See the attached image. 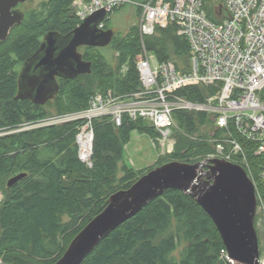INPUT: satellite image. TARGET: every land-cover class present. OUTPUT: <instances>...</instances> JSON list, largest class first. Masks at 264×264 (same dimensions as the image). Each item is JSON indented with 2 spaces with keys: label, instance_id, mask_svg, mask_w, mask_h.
Listing matches in <instances>:
<instances>
[{
  "label": "trees",
  "instance_id": "16d2710c",
  "mask_svg": "<svg viewBox=\"0 0 264 264\" xmlns=\"http://www.w3.org/2000/svg\"><path fill=\"white\" fill-rule=\"evenodd\" d=\"M74 1L40 3L0 42V132L15 131L24 123L44 119L52 110L59 114L82 111L97 92L130 95L141 90L134 63L140 48L135 25L125 36H113L110 47L114 64L100 48H85L81 56L91 64V72L73 80H58L54 100L37 106L16 99L20 73L35 59L46 34L63 39L79 25L72 9ZM223 1L202 0L210 21L217 22L215 10ZM108 20L106 17L103 21L104 30H109ZM156 33L146 40L147 49L159 61H170L182 70V61L188 59L186 40L176 35L172 25L157 28ZM215 90L214 86L185 87L176 95L193 104H205ZM261 98L264 102V92ZM172 117V151L159 157L154 167L140 171L122 164V155L132 132L153 139L160 136L144 120L124 117L117 126L110 117L96 118L90 167L78 157L77 126L82 120L0 137V261L56 264L72 240L105 209L110 196L129 189L164 164L206 160L215 140L237 141L247 161L241 167L247 174L249 168L258 187H264L260 177L264 155H254L253 143L232 129L230 136L226 130L216 129L212 114L205 111L179 110ZM223 144L229 151L230 147ZM239 155L234 156V163ZM18 175L24 177L6 187V181ZM223 250L215 225L195 200L181 191L167 190L103 238L81 264H221Z\"/></svg>",
  "mask_w": 264,
  "mask_h": 264
},
{
  "label": "built area",
  "instance_id": "2783aa9c",
  "mask_svg": "<svg viewBox=\"0 0 264 264\" xmlns=\"http://www.w3.org/2000/svg\"><path fill=\"white\" fill-rule=\"evenodd\" d=\"M128 5L139 9L140 49L135 65L141 90L130 95H114L110 91L95 94L88 109L83 111L88 123L104 116H111L117 126L124 117L141 119L166 142L175 110L205 111L212 114L216 129L226 130L229 136L230 129L234 130L255 145L254 155H264V102L261 98L264 92V0H224L216 11L217 22L206 17L202 0H148L145 3L76 0L73 8L81 23L95 13L103 11L108 15ZM169 25L174 26L176 35L188 44L190 66H182V70L170 61H159L147 49L146 40L156 34V29ZM98 28L102 29L103 24ZM200 85L216 87L205 104H193L176 95L182 88ZM87 136L91 141V132ZM224 142L230 147L227 152ZM168 148L171 152L172 146ZM90 154L91 146L88 156ZM238 154L240 157L234 163V156ZM87 158L81 156L80 160L87 163ZM212 159L240 166H246L247 162L241 146L231 138L214 141V150L207 160ZM248 170L246 174L255 189L256 211L261 215L260 224L264 222V187H258L253 172ZM260 177L264 180V172ZM220 259L221 264H240L231 260L226 250L221 252ZM258 264H264V257H258Z\"/></svg>",
  "mask_w": 264,
  "mask_h": 264
},
{
  "label": "water",
  "instance_id": "95a60500",
  "mask_svg": "<svg viewBox=\"0 0 264 264\" xmlns=\"http://www.w3.org/2000/svg\"><path fill=\"white\" fill-rule=\"evenodd\" d=\"M25 1L0 0V42L23 21L24 15L15 9ZM105 18V12L95 13L63 39L54 33L46 34L35 59L20 73L16 99L45 105L58 92L56 77L73 80L89 74L91 64L82 60L77 49L110 45L114 32L98 29ZM23 177L18 175L9 179L7 187ZM167 190L181 191L195 200L215 225L231 260L258 264L254 185L241 166L221 159L196 164L171 162L149 171L129 189L110 196L105 209L72 240L56 264H81L103 238ZM0 264L3 263L0 261Z\"/></svg>",
  "mask_w": 264,
  "mask_h": 264
},
{
  "label": "rangeland",
  "instance_id": "374dc122",
  "mask_svg": "<svg viewBox=\"0 0 264 264\" xmlns=\"http://www.w3.org/2000/svg\"><path fill=\"white\" fill-rule=\"evenodd\" d=\"M44 1H46V0H26L24 3L19 4V6L17 7V10L19 12H21L25 17L28 13L35 10L39 6V4L44 2ZM83 1L86 2L85 0H83ZM220 8L221 7H219L218 9L215 10V17L217 15L216 11L219 10ZM72 9L74 12L73 4H72ZM137 11H139V9L137 7L128 5L122 9L117 10L114 13L111 12L109 15L105 14L106 17H109V20L107 22L109 30H112L114 32V35H116V36H119V37L125 36L133 26L138 24ZM102 24H103V22H102ZM98 29H100V28H98ZM100 30H104V29L102 28ZM104 31H106V30H104ZM156 35H157V33L154 36H156ZM149 38H151V37H149ZM100 50L110 64L115 63V58H114L115 55L113 54V51H112L110 45H108L107 47H104V48H100ZM137 58H138V54L136 55L135 60H134L135 64L137 62ZM182 62H183L182 63L183 67H189L190 66L188 59H184ZM200 86H202V85H200ZM191 87H194V86H191ZM96 94H99V93L97 92ZM86 109H88V107ZM86 109L82 110V112L79 111V112H73V113L70 112V113H61V114L52 110L50 115L44 119L37 120V121L32 122V123H24L15 131L0 132V137H3L5 135H9L12 133H18V132H22V131L34 130V129L50 127V126H59V125H63V124L82 120L83 123L81 125L77 126L78 133L76 136V144L78 146V157L81 155L80 145H79V136L83 134L82 133L83 129H86L85 134H84L85 139H89L87 134L91 132L92 139L90 141V143H91L90 146H91V154H92V141H93L92 124L96 118L92 119L90 121V123H88V120L83 117V115H84L83 111H85ZM68 115H73V116L68 117ZM73 117H77V118L73 119ZM104 117H110L111 118V116H104ZM174 125H175V123H173V127L171 128V131L174 129ZM170 133L171 134L168 137L167 141L163 142L162 139H159L160 137L153 139L148 135L139 134L137 132H132L130 135L129 142L123 148L122 164H124L128 167H131L135 171H140L143 169L154 167L156 164V161L158 160L159 157L164 156L167 153H170L169 152L170 150L168 148L169 146H172L171 151L173 149L174 141L171 139L172 132H170ZM91 154L87 158V163L84 161V163L87 164L89 167L91 166V163H90ZM208 156H207V158H208ZM80 158H81V156H80ZM7 182L8 181H6V187H7ZM0 200H1V193H0ZM255 219H256V222L254 221V223H255V230H256L257 239H258L259 257H264V222H261L260 224H258L259 219H261V215H259V213H257V211H256Z\"/></svg>",
  "mask_w": 264,
  "mask_h": 264
},
{
  "label": "bare ground",
  "instance_id": "6f19581e",
  "mask_svg": "<svg viewBox=\"0 0 264 264\" xmlns=\"http://www.w3.org/2000/svg\"><path fill=\"white\" fill-rule=\"evenodd\" d=\"M219 8V7H218ZM217 21V20H216ZM156 56V55H155ZM210 87H213V86H210ZM87 110V109H86ZM175 111H179V110H175ZM185 111V110H183ZM204 112V111H203ZM174 113V112H173ZM173 115V114H172ZM211 115V114H210ZM103 118V117H102ZM173 118V117H172ZM112 119V118H111ZM138 120H141V119H138ZM142 121V120H141ZM219 130V129H218ZM83 134L79 136V145H80V150H81V156L85 159L87 158L88 154H89V151H90V141L89 139H85L84 138V134H85V129L82 130ZM231 131V130H230ZM87 132V131H86ZM157 134H159L157 132ZM232 134V133H231ZM237 134V133H236ZM233 135V134H232ZM160 136H158L159 138ZM233 137V136H232ZM161 139V137L159 138ZM168 152V151H167ZM89 157V156H88ZM257 234V233H256Z\"/></svg>",
  "mask_w": 264,
  "mask_h": 264
},
{
  "label": "flooded vegetation",
  "instance_id": "af4514ba",
  "mask_svg": "<svg viewBox=\"0 0 264 264\" xmlns=\"http://www.w3.org/2000/svg\"><path fill=\"white\" fill-rule=\"evenodd\" d=\"M19 6V5H18ZM17 6V7H18ZM17 7H16V9L15 10H17ZM18 11V10H17ZM85 48H88V47H86V46H81V47H79L77 50H78V53H82L84 50H85ZM58 80H66V79H64V78H61V77H56L55 78V81H56V83H57V85H58ZM58 93V92H57ZM57 93H55V94H53L52 95V98L49 100V101H52V100H54V98L56 97V95H57ZM17 100H27V99H17ZM27 101H29V100H27ZM30 102V101H29ZM33 104V103H32ZM35 105V104H34ZM37 106H40V105H37Z\"/></svg>",
  "mask_w": 264,
  "mask_h": 264
},
{
  "label": "crops",
  "instance_id": "0c3cea01",
  "mask_svg": "<svg viewBox=\"0 0 264 264\" xmlns=\"http://www.w3.org/2000/svg\"><path fill=\"white\" fill-rule=\"evenodd\" d=\"M240 166V165H239Z\"/></svg>",
  "mask_w": 264,
  "mask_h": 264
}]
</instances>
